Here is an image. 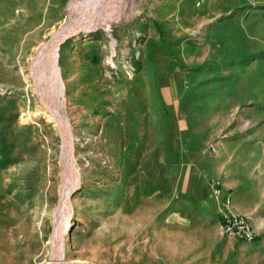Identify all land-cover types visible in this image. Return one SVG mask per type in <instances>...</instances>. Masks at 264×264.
I'll list each match as a JSON object with an SVG mask.
<instances>
[{
  "label": "rangeland",
  "instance_id": "374dc122",
  "mask_svg": "<svg viewBox=\"0 0 264 264\" xmlns=\"http://www.w3.org/2000/svg\"><path fill=\"white\" fill-rule=\"evenodd\" d=\"M81 1L0 0V264L53 260L70 164L79 177L58 261L123 264L124 175L185 156L189 141L218 158L222 177L255 207L246 216L255 240L230 237L228 264H264V0L226 11L214 0H123L107 24L70 32ZM64 33L56 43L63 102L52 100L67 121L65 158L30 76Z\"/></svg>",
  "mask_w": 264,
  "mask_h": 264
},
{
  "label": "crops",
  "instance_id": "0c3cea01",
  "mask_svg": "<svg viewBox=\"0 0 264 264\" xmlns=\"http://www.w3.org/2000/svg\"><path fill=\"white\" fill-rule=\"evenodd\" d=\"M250 1L214 0L212 8L226 11ZM186 152L172 160L153 159L124 175L123 264H228L233 256L234 238L220 226L222 195L214 193L210 180L222 182L231 192V209L247 217L255 210L243 204L250 193L235 191L239 188L222 177V164L208 157L205 146L189 141Z\"/></svg>",
  "mask_w": 264,
  "mask_h": 264
},
{
  "label": "bare ground",
  "instance_id": "6f19581e",
  "mask_svg": "<svg viewBox=\"0 0 264 264\" xmlns=\"http://www.w3.org/2000/svg\"><path fill=\"white\" fill-rule=\"evenodd\" d=\"M121 2H123V0H82L81 1V6L83 9L82 14L80 16V19H78L74 23V25L71 28H69V29H72L70 32H77L80 30H86V31L93 30L96 27H99L100 25L107 24V22H109V20L112 19L113 17L112 15L115 9L118 8V5ZM65 33L59 34L57 38L54 39L53 44H51L52 48H50L51 49L50 53L44 59V61L46 62L45 65L42 67L40 63L41 60L40 61L37 60L33 62L31 70H30V76L35 85V90H36L38 97L41 100L44 99L46 101L47 106L52 111L51 116L53 120H55L56 126L59 127V131L63 139V157L64 158L67 156V153L69 151V144L67 143V136L63 132V125L64 123H67V121H65L64 123L61 122L60 115L58 114V111L55 109L52 99L54 96L58 105L62 104L63 102L61 95L63 92L64 85L59 75V68L57 64V54H56V46H57L56 43L64 35L68 34V33L66 34ZM39 53L43 55L45 53V49H41ZM163 92L165 94L164 90L162 91V93ZM64 164H65V167L68 168L67 166L68 163H66V160H64ZM69 168L71 169V171L69 169V173L66 176H63L62 186H61V191H60L61 206H62L61 208L64 210L65 213L64 215L57 216L55 219L56 224H55L53 240H57L58 245L55 248L53 260L48 262L47 264H61L59 261L60 259H62L63 253H62V244H61V241L59 242V240L62 237L61 232L64 231L67 225L69 226L71 223L68 220L69 215H70V210L68 209L69 207L68 195H69V190L71 188V185L77 183L79 173L77 170L76 171L72 170V164H70Z\"/></svg>",
  "mask_w": 264,
  "mask_h": 264
},
{
  "label": "built area",
  "instance_id": "2783aa9c",
  "mask_svg": "<svg viewBox=\"0 0 264 264\" xmlns=\"http://www.w3.org/2000/svg\"><path fill=\"white\" fill-rule=\"evenodd\" d=\"M214 193L220 195V190L214 181H211ZM220 226L223 234L229 237H236L245 242L255 240L256 232L248 218L231 209L230 197L222 195V211L220 212Z\"/></svg>",
  "mask_w": 264,
  "mask_h": 264
}]
</instances>
